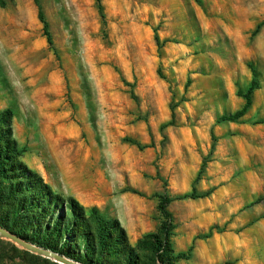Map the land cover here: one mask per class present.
<instances>
[{"label": "rangeland", "instance_id": "1", "mask_svg": "<svg viewBox=\"0 0 264 264\" xmlns=\"http://www.w3.org/2000/svg\"><path fill=\"white\" fill-rule=\"evenodd\" d=\"M39 1L52 48L33 0H0V135L21 151L5 155L0 227L81 264H126L129 249L156 264L168 254L137 242L171 223L174 254L192 246L177 264H264V61L251 42L264 0ZM251 86V114L218 122ZM21 182L37 190L6 193ZM25 197L41 209L24 212ZM71 200L125 243L100 250ZM0 264L62 263L0 236Z\"/></svg>", "mask_w": 264, "mask_h": 264}, {"label": "trees", "instance_id": "2", "mask_svg": "<svg viewBox=\"0 0 264 264\" xmlns=\"http://www.w3.org/2000/svg\"><path fill=\"white\" fill-rule=\"evenodd\" d=\"M36 7H37V13H38V19L42 23V30H43V35L45 36L46 42L49 45V47L52 48L53 42H52V36L49 31V23L45 19V15L43 12V9L41 7L40 1L39 0H33ZM99 4V0H97ZM101 9V6L99 5L98 7ZM254 83H252L253 85ZM254 90V87L251 86L246 95H244L245 98V103L243 106L235 111L234 113L228 114V115H222L219 119L218 122H224V121H230V122H235L240 120L248 111L252 104V99H251V94ZM10 115L11 111L10 110H5L0 113V123H5L7 126L9 125L10 121ZM2 117H5L6 119H2ZM4 120V121H3ZM173 121H169L163 125V127L172 125ZM10 130L7 128V133L0 135V178H4L7 173V162L9 161V158L5 157L6 154L10 155H15L16 157L21 154L20 150L16 149V145L14 140L10 139ZM20 165H22L21 162H19ZM25 167V165H22ZM203 166V164H202ZM26 168V167H25ZM202 171V168L200 169V172ZM27 175H32L34 176L35 174L28 170L25 169V172L22 173L24 179H28ZM31 184V186H29ZM29 184H23L22 182L19 184V186H15V188H12V186H8L6 193L10 194L13 191L18 193L20 192H30L32 190H37V187H35L32 183ZM43 187H46L45 184H43ZM210 191L205 192L204 194L196 195L194 192L184 195L185 197H190V198H200L208 195ZM13 194V193H12ZM40 195V194H38ZM27 196V195H26ZM20 206V208H25L24 212H34L38 209H41L40 203L37 201H33L30 198H24V199H18L16 200ZM172 199H169L168 197H163L162 201L159 203L158 208L164 214L167 218L170 217V215L165 211V207L168 203H170ZM70 208L74 213H77L78 211H81L83 218L85 220L92 219L93 223L95 224V231L94 235L96 236V239L98 241L99 249L103 250L105 247H110L112 244L115 242H118L117 244H124L125 243V233L124 230L118 226V223L116 221H110L107 220L102 214H100L96 208L92 207L90 209L89 216L86 217L85 211L82 206L76 205V202L74 200H71L69 202ZM14 217L17 218L18 216L17 212L13 213ZM36 225V223H33V225ZM114 224V225H113ZM2 227H5L4 224H0ZM31 225V227H33ZM29 226V225H27ZM27 228V227H25ZM29 230V228L25 229ZM171 228L172 225L171 223H162L160 227L158 228L156 233H149L145 235L142 239L138 240L137 242V247L138 249H147L155 254H157V258H160L161 254L163 252L168 254L167 259H161L159 260L156 264H177L179 260H188L190 257L191 249L192 246L188 249L187 252H178L174 254L173 248L170 244L169 238L172 235L171 233ZM20 236H23L20 234ZM46 238V237H45ZM26 239V238H24ZM38 245L45 248V249H54L51 245L43 242H38ZM111 250V249H110ZM60 251V250H59ZM161 252V253H160ZM126 264H141L139 256L135 254L131 249L127 251V257H126Z\"/></svg>", "mask_w": 264, "mask_h": 264}, {"label": "water", "instance_id": "3", "mask_svg": "<svg viewBox=\"0 0 264 264\" xmlns=\"http://www.w3.org/2000/svg\"><path fill=\"white\" fill-rule=\"evenodd\" d=\"M0 236L8 238V239L12 240L13 242H16V243L22 245L23 247H25L28 250L37 252V253L42 254V255H44V256H46L48 258H52V259H54V260H56V261H58V262H60L62 264H81L79 262H73L71 260H68V259L60 256L57 253H54V252H51V251H48V250H45V249L38 248V247H35L33 245H30V244L26 243L25 241H23L21 238L13 235L12 233L7 232L2 227H0Z\"/></svg>", "mask_w": 264, "mask_h": 264}, {"label": "crops", "instance_id": "4", "mask_svg": "<svg viewBox=\"0 0 264 264\" xmlns=\"http://www.w3.org/2000/svg\"><path fill=\"white\" fill-rule=\"evenodd\" d=\"M255 34L252 38V47H253V54L258 56L261 61H264V24H261V22H257L256 27H255ZM259 91H262V94H264V79L261 80L260 82V88L258 89ZM255 103V102H254ZM252 104V107L248 109L246 114L243 116H247L251 114L253 108L255 107V104ZM263 242H264V236H263ZM264 250V249H263Z\"/></svg>", "mask_w": 264, "mask_h": 264}]
</instances>
